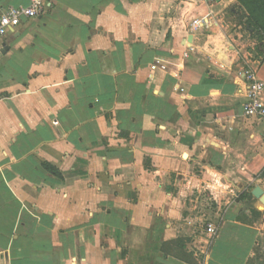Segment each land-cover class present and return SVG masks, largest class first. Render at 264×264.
I'll use <instances>...</instances> for the list:
<instances>
[{
  "label": "crops",
  "instance_id": "obj_1",
  "mask_svg": "<svg viewBox=\"0 0 264 264\" xmlns=\"http://www.w3.org/2000/svg\"><path fill=\"white\" fill-rule=\"evenodd\" d=\"M235 5L56 0L0 38V264L66 246L82 264L255 263L264 121L243 74L264 81V44Z\"/></svg>",
  "mask_w": 264,
  "mask_h": 264
},
{
  "label": "built area",
  "instance_id": "obj_2",
  "mask_svg": "<svg viewBox=\"0 0 264 264\" xmlns=\"http://www.w3.org/2000/svg\"><path fill=\"white\" fill-rule=\"evenodd\" d=\"M56 0H29L28 5L5 6L0 14V38H3L13 28L18 27L25 19H32L41 16L54 6ZM242 28V27H241ZM160 64V61H157ZM246 80V100L244 102L245 114L249 117H256L264 121V81L257 78L251 69L245 70L243 74ZM55 124H58L56 121ZM207 232L216 235L217 228L208 224Z\"/></svg>",
  "mask_w": 264,
  "mask_h": 264
},
{
  "label": "trees",
  "instance_id": "obj_3",
  "mask_svg": "<svg viewBox=\"0 0 264 264\" xmlns=\"http://www.w3.org/2000/svg\"><path fill=\"white\" fill-rule=\"evenodd\" d=\"M231 12L239 17V24L245 22V27L253 37L258 39L260 44H264V0H236V5ZM46 169L52 173L57 171L45 165Z\"/></svg>",
  "mask_w": 264,
  "mask_h": 264
},
{
  "label": "rangeland",
  "instance_id": "obj_4",
  "mask_svg": "<svg viewBox=\"0 0 264 264\" xmlns=\"http://www.w3.org/2000/svg\"><path fill=\"white\" fill-rule=\"evenodd\" d=\"M234 22L239 23L241 22L239 20V17H236L234 19ZM242 26V30L245 31V33L249 34V36H253L252 33L246 29L245 27V22L241 24ZM255 38V37H254ZM82 244H85V241L82 242ZM79 251L76 250L74 247H63L59 250V258H58V264H82L83 261H81V256L79 253ZM87 255V252H86ZM88 257V256H87ZM94 257L92 256L91 258L88 257V261L91 262V259H93ZM254 264H264V246L259 247L256 251V255H255V260H254Z\"/></svg>",
  "mask_w": 264,
  "mask_h": 264
},
{
  "label": "water",
  "instance_id": "obj_5",
  "mask_svg": "<svg viewBox=\"0 0 264 264\" xmlns=\"http://www.w3.org/2000/svg\"><path fill=\"white\" fill-rule=\"evenodd\" d=\"M253 194L260 199V201L263 203L264 205V189H262L260 186H257L254 190H253Z\"/></svg>",
  "mask_w": 264,
  "mask_h": 264
}]
</instances>
